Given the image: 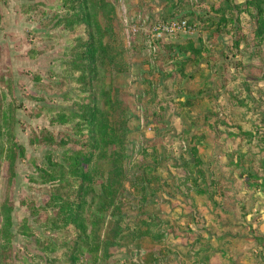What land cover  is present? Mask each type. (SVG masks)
I'll return each instance as SVG.
<instances>
[{
  "label": "rangeland",
  "instance_id": "obj_1",
  "mask_svg": "<svg viewBox=\"0 0 264 264\" xmlns=\"http://www.w3.org/2000/svg\"><path fill=\"white\" fill-rule=\"evenodd\" d=\"M84 4L89 26L66 0H0V264H65L77 230L48 229L47 176L86 145L77 264H264V0ZM171 21L192 32L157 37Z\"/></svg>",
  "mask_w": 264,
  "mask_h": 264
},
{
  "label": "trees",
  "instance_id": "obj_2",
  "mask_svg": "<svg viewBox=\"0 0 264 264\" xmlns=\"http://www.w3.org/2000/svg\"><path fill=\"white\" fill-rule=\"evenodd\" d=\"M66 3L71 7V10L80 9L83 13V18L79 19L80 23L87 22V25L89 26V16L87 13L88 10L86 5L84 4V0H66ZM89 39L93 41V37L91 35L89 36ZM76 48V53H79L76 55L77 67L75 70L81 71V78L83 82L86 81L88 82V84H91V81H94L97 75L96 68L94 67L96 65V50L94 48V44L92 42L83 43L81 40H79V45H77ZM92 110L93 107H89V110L87 111L88 114L84 117L89 125L93 124L95 121V115L91 113ZM43 142L49 143L50 138L44 137ZM85 149L88 151L86 152L84 150H81L74 156L67 159L71 164L68 169L62 166H53L52 174L50 176L46 175L48 179L56 178L59 180L60 185L54 191V200L57 202H61L57 208L58 213L55 212L53 218L49 220L48 229L53 228L55 229V232H60L63 231L68 225H73L77 230V236L72 241L71 245H68V250L70 249L71 252L68 253V257L66 256L67 261L65 260V264L66 262L67 264H77L73 255L77 254L78 248L82 246L81 239L83 238V242L89 241L87 235L88 230L82 218V211H80V209L84 206V203H82V201H79V198L81 196L82 188L88 183L87 174L86 172H84L83 165L89 163L92 159L94 147L93 145H86ZM73 179L80 181V184L77 187L75 185V182L77 181H73ZM10 220V217L5 220L6 225L3 228V234H5V237L3 239V245H1L2 252H0V255L7 254L8 250L11 248V242L7 238V236H9V228L11 227ZM79 230L80 232H78ZM39 238L41 240L39 239L40 242L38 243V248L43 250L48 248L49 253H52L53 251L59 249L57 247L58 242H55L46 234H44L43 237ZM88 245L89 243L87 244V246ZM47 262L48 260H45V264H47Z\"/></svg>",
  "mask_w": 264,
  "mask_h": 264
},
{
  "label": "built area",
  "instance_id": "obj_3",
  "mask_svg": "<svg viewBox=\"0 0 264 264\" xmlns=\"http://www.w3.org/2000/svg\"><path fill=\"white\" fill-rule=\"evenodd\" d=\"M192 32V29L189 27L186 21H171L167 24H161L155 27L154 32L155 35L162 36L169 35V36H177L181 33L185 34Z\"/></svg>",
  "mask_w": 264,
  "mask_h": 264
}]
</instances>
